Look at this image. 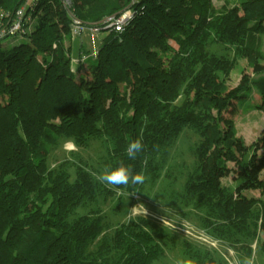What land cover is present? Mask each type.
I'll return each mask as SVG.
<instances>
[{
    "label": "trees",
    "instance_id": "trees-1",
    "mask_svg": "<svg viewBox=\"0 0 264 264\" xmlns=\"http://www.w3.org/2000/svg\"><path fill=\"white\" fill-rule=\"evenodd\" d=\"M218 1L0 0V264H161L177 248L196 264H228L150 218L109 224L110 201L119 212L125 198L163 180L182 216L240 259L252 257L264 232V150L247 170L225 111L237 99L241 111L264 113V75L227 85L238 60L264 64V0ZM127 12L122 32L104 23ZM84 32L105 35L90 53ZM17 33L20 42L2 43ZM187 133L196 141L174 155ZM141 134L144 149L132 160L127 145ZM65 143H99L98 160L52 166L50 153ZM121 162L145 182L117 190L92 175ZM227 162L244 171L243 183L261 175V196L238 199L223 186ZM258 250L264 262V240Z\"/></svg>",
    "mask_w": 264,
    "mask_h": 264
},
{
    "label": "rangeland",
    "instance_id": "rangeland-1",
    "mask_svg": "<svg viewBox=\"0 0 264 264\" xmlns=\"http://www.w3.org/2000/svg\"><path fill=\"white\" fill-rule=\"evenodd\" d=\"M214 5L220 7L222 1L214 0ZM110 21L111 19H108L104 23H107V26L110 27ZM76 27H78V23L76 24ZM32 28L33 25L32 27L30 25L27 28V32H30ZM103 29H107L106 26H104ZM95 30L97 33L98 28L93 29V31ZM104 36L105 35H99L96 37L84 32L83 35H81L84 49L90 53L91 49L98 48L100 40L103 39ZM21 40V34L17 33L16 35L5 38L2 43L10 45L18 43ZM261 75H264V64L262 62H257L255 66L250 69L246 66L244 60H238L229 76L227 85L230 88H234L241 83L242 76L257 77ZM237 98L239 99V97ZM250 100L251 103L254 104L259 102V98L254 92L251 93ZM237 102V99L232 101L225 111V116L234 120L237 130V142L236 148L234 149L236 156L238 158L243 157V162H245L248 167L247 170H253L259 163L264 150V113L258 110H247L246 112H243L239 109ZM195 141V136L189 133L184 134V136L178 141L179 151H173V154L176 155L184 152L187 148L192 146ZM99 147L100 144L96 143L91 145L87 150H76L72 144L65 143L61 149H57L50 153V164L54 166L65 159H70L75 163H77L78 160L85 163H94L98 160ZM69 152H74L75 156L70 157ZM172 163L174 162L172 161ZM170 172L175 174L176 168L173 166ZM243 174L244 171L239 169L236 164L233 162H227L221 174V183L223 186L229 187L238 199L248 200L250 198H258L261 196L258 188V181L261 179V175L252 183H243V181H241ZM178 182H180V180ZM165 186L166 180H163L153 187H146L145 192L142 195L134 194L130 196V200L125 198L121 204V211L119 212L113 210L115 207V200L110 201L111 203L104 208V214L107 216L109 224L115 225L116 223L128 221L129 216L137 212L138 206L136 205L142 204L147 209V214L144 217L150 218L169 228L178 236H183L191 242H196V244L202 248L212 252L215 251L216 255L223 258L228 264H235V259L239 258L238 254L219 240L211 238L209 234L198 228L195 221L182 216L181 208L176 206L175 203H172L169 199V195H166V192L163 189ZM262 200L264 201V198H262ZM138 216L143 215H137L135 217ZM263 240L264 232H260L258 245L262 243ZM258 245H256V243L252 245V257L255 258L256 264H264L263 256L258 250ZM177 259H182L181 248H177L173 252L168 251L161 264H174V261Z\"/></svg>",
    "mask_w": 264,
    "mask_h": 264
},
{
    "label": "clouds",
    "instance_id": "clouds-1",
    "mask_svg": "<svg viewBox=\"0 0 264 264\" xmlns=\"http://www.w3.org/2000/svg\"><path fill=\"white\" fill-rule=\"evenodd\" d=\"M148 123L147 116L144 117V126L146 127ZM142 134L140 137L131 140L126 148L127 156L135 160L138 153L143 151L144 145L142 143ZM146 163V162H145ZM96 180L100 183L104 184L105 186H112L119 190L120 186L127 187L131 185H140L145 182V175L143 171L134 172L130 166L125 165L123 162L119 164V166L115 168L106 167L99 173H92ZM138 206V210L136 213L129 216V220H134L135 216L143 215L146 216L147 209L142 205ZM174 264H196L195 261L191 259H177L174 261ZM235 264H256V260L253 257H244L243 259L236 258Z\"/></svg>",
    "mask_w": 264,
    "mask_h": 264
},
{
    "label": "built area",
    "instance_id": "built-area-1",
    "mask_svg": "<svg viewBox=\"0 0 264 264\" xmlns=\"http://www.w3.org/2000/svg\"><path fill=\"white\" fill-rule=\"evenodd\" d=\"M21 17H22V12L19 11L17 13L18 21H21ZM129 17H130V13L127 12L122 17H120L118 19H113V20L111 19V21H110V27L113 26L114 29H115V31L122 32L125 29L126 25H127V22L129 20ZM75 23H77V22H75ZM19 28H20V22H18L16 24H13L11 27H9L8 28V30H9L8 32L11 34L14 31L19 30ZM79 31H80L79 28L78 27H75L73 29V36L78 35ZM94 32H96V30Z\"/></svg>",
    "mask_w": 264,
    "mask_h": 264
}]
</instances>
